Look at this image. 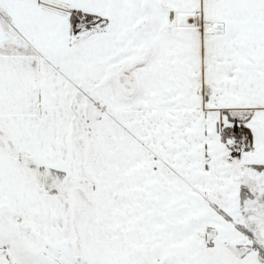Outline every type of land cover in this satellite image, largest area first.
Instances as JSON below:
<instances>
[{
  "label": "snow or ice",
  "instance_id": "snow-or-ice-1",
  "mask_svg": "<svg viewBox=\"0 0 264 264\" xmlns=\"http://www.w3.org/2000/svg\"><path fill=\"white\" fill-rule=\"evenodd\" d=\"M0 264H264V0H0Z\"/></svg>",
  "mask_w": 264,
  "mask_h": 264
}]
</instances>
